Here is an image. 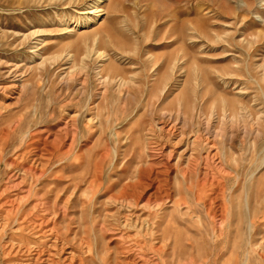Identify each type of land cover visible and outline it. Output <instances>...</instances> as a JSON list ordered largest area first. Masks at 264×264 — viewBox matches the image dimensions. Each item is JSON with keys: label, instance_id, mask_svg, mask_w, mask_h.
<instances>
[{"label": "rangeland", "instance_id": "1", "mask_svg": "<svg viewBox=\"0 0 264 264\" xmlns=\"http://www.w3.org/2000/svg\"><path fill=\"white\" fill-rule=\"evenodd\" d=\"M192 106L184 125L179 110ZM161 125L176 126V146ZM196 128L226 171L228 235L217 243L197 195L214 163L188 166ZM155 140L173 149L169 200L148 204L147 193L120 210L114 198ZM0 187V264H24L5 254L20 243L33 264L72 253L73 264L234 263V235L243 245L248 218L264 222V0H0ZM41 217L56 224L57 248L54 232L32 229Z\"/></svg>", "mask_w": 264, "mask_h": 264}, {"label": "bare ground", "instance_id": "2", "mask_svg": "<svg viewBox=\"0 0 264 264\" xmlns=\"http://www.w3.org/2000/svg\"><path fill=\"white\" fill-rule=\"evenodd\" d=\"M85 44H87V43H85ZM106 78H107V76H106ZM225 107L226 106L223 107L222 114H221L222 118H224V119H225V117H227L229 115V114L227 115V111H226L227 109ZM193 110H194L193 109V106H192L191 109L189 108V111L190 112L188 111V109H184L183 113H182V110L181 109L179 110L178 116L180 115L179 117L182 118L181 120H182V122H183L184 125H186V123L189 122V118H193V115H191V112ZM211 114H212V112L210 113V117L207 120V126H209L210 118L212 116ZM159 130L162 133V135L165 137V142L166 143L173 142L172 144H174V146L177 145V144H175L177 141H174L173 140V137H172V136H174V134L176 132V126L175 125H171V126L161 125L159 127ZM194 131H195V135L193 136L194 138H193L191 144H192L193 150H195V151L197 150V151H196V154H195L194 158H192L191 161H189L190 163H189L188 166H189V170L190 171H194V169L198 166V164L201 162V160H204L205 165L206 166H209V165H212L215 162V159L217 158V152H216V148H215L214 142H211L212 139L209 140L208 136H206L207 133L204 135L203 133H201V129H199V128H196V130H194ZM184 134H185V131L183 130V132L180 134V137L183 138L184 137ZM180 137L178 139H180ZM58 141H59V137L58 136H56L53 140H48V138H45L44 139V144L47 145V146H50V147L54 148V147L57 146V142ZM155 141H153V143H154V145L156 147L155 146L154 147L152 146L150 148V150H149L150 151L149 152V161L147 162L146 166L145 167L144 166H140V169H139V172H138V175H137L136 180L133 183L126 184V187L129 189V191H125L123 194L120 193L121 195L119 197L116 196L114 198V201L113 202L117 204V206H118V208L120 210L122 208L125 209L126 207H131L133 205L134 206H137L138 205V202L141 201L140 199L144 196V194H147V193L148 194H147V198H146V203H148V204H150L151 202H153V203H155V205H158L159 206L163 202L164 197H166L168 199V196H169L170 193L168 194L167 190H165V189L163 190L162 187H164V185H165L163 182L166 183V181L164 180L165 178L162 179L161 176L162 175H168V173L170 172L169 170L172 168V164H170V158H171V154L173 152V149H170L169 152L165 154L163 152V148H164L165 143L162 146V144H160L157 141L155 142ZM158 145H161V146L158 147ZM156 149H158V150H156ZM201 149H205V155H203V153L200 152ZM26 152H30V151L28 150ZM22 155L24 156L25 155V152ZM10 164H12V162ZM29 170H31V168H29ZM225 174H226V171H225L223 165H221L220 163L216 162L213 165V171L212 172H209L208 169L203 172V174L201 175L202 176L201 177V181H200V183L198 185V193H197L198 199L199 200H202V201H204L206 203V205H207V207L205 206L206 207V210H207L208 214H210L212 216V220L214 221L213 222L214 224H213V230H212V232H213V235H214V238H215L214 239V242L215 243L220 242L221 239H223V238H227V235H228V234H226V232H227L226 231L227 230V207H226L225 202L223 200L222 187L220 186L221 185V180L224 178V175ZM207 185H209V186H208V189L206 191V188L203 189V187H207ZM149 187L151 189H153V190H149L151 192L148 191ZM209 187H211V188H209ZM1 194L2 193H0V198H1ZM143 198H145V197H143ZM12 200H14V199H12ZM14 201H16V200H14ZM246 202H247V205H248V200H246ZM2 203H4V202L2 201ZM14 209H15V211H14ZM119 209H118V211H119ZM17 212H18V208L17 207L16 208L11 207V209H9L7 211L8 214L9 213H13V214L16 213L17 214ZM131 215L132 214H130V213H127L126 214V217H124L125 218L124 225L127 226V225H131L132 224L131 218H130ZM143 215L144 214H142V216ZM263 218H264V216H263ZM49 219L50 218L44 219L43 217H41L40 222H37L35 220L33 222H30V223L32 225V229L33 230L35 229V227H38V229H39L38 231L40 232V235H42V236H44L45 234L51 235L54 232L55 233L54 234V240L55 241L52 243L53 244L52 246H53V248H57V241L61 239L60 238V233H59V231H58V229L56 227V224L54 222H51L52 223L51 225L49 224L50 223L49 222ZM261 221H263V220H261L259 217L257 219H255V217H249L248 218V221H246V228L243 229V231H244L243 233H245V235H244V238L242 239L243 241L241 242V243H243V245H240L242 247V249H243V252L242 253H238V251H237V249L240 246H238V242L236 241V236L234 235V240H233V242L231 244V251H230V258H231V260H233V258H234V263H232V264H240V262H238L240 255H243V260H242L243 262L241 264H264V236L260 234L261 236L258 237L257 235L259 234V232H257V230H256V226L258 224H263L264 225V222H261ZM136 222L137 221H134L133 222V225L134 226H136L135 225ZM104 227H105V225H104ZM45 228H47V229H45ZM238 228H239L238 225H235L234 228H233L234 229L233 232L236 235L239 233V231H238L239 229ZM21 230H23V227H21ZM255 230H256V232H255ZM142 231H143V229H142ZM263 232H264V230H263ZM35 234H37V233H35ZM24 239H25L24 237H21V241L22 242H23ZM50 239H52V238H50ZM144 243H145V245H148L146 241ZM239 243H240V241H239ZM7 245H8V243H7ZM22 245H24V243L18 244L17 249H16V247H15L14 244H10V246L8 245L9 248L6 247L8 250L6 249L7 251L5 252V254L7 256L8 255L13 256V258H11L10 261H17V260H20L21 261V260H23V263L24 264H30V263L33 264L35 261L34 262L28 261L30 259V257L28 259H23L22 258L23 257V254H20L21 248H23ZM60 245H61L60 250L63 251V247H64L63 246V243H61ZM150 248H153L156 251H158L160 249V248L155 247L153 245H151ZM26 250H27V252H29L30 248L27 247ZM36 252H37V250H36ZM85 253H86V251H85ZM126 253H124V254H126ZM73 258H74V255L72 253L71 256H70V259H69L70 262L67 263V264H73V261H74ZM188 262L190 263V261H188ZM12 264H13V262H12ZM185 264H187V263H185Z\"/></svg>", "mask_w": 264, "mask_h": 264}]
</instances>
